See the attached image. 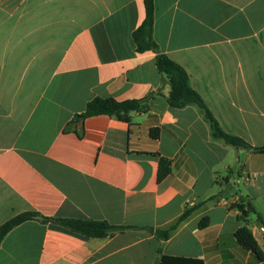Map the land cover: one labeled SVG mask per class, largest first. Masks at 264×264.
Instances as JSON below:
<instances>
[{"label":"crops","instance_id":"1","mask_svg":"<svg viewBox=\"0 0 264 264\" xmlns=\"http://www.w3.org/2000/svg\"><path fill=\"white\" fill-rule=\"evenodd\" d=\"M145 19L144 0H0V227L36 212L130 228L89 238L27 221L0 264H264L235 236L247 226L264 254V154L216 139L198 106H169L158 53L134 39ZM153 40L226 133L264 146V0H155ZM96 98L149 110L70 127ZM238 204L255 212L242 221Z\"/></svg>","mask_w":264,"mask_h":264},{"label":"trees","instance_id":"2","mask_svg":"<svg viewBox=\"0 0 264 264\" xmlns=\"http://www.w3.org/2000/svg\"><path fill=\"white\" fill-rule=\"evenodd\" d=\"M146 6V19L142 26L134 32V39L139 52L153 51L157 54L156 66L161 74L166 76L171 92L168 98V104L173 109H182L190 105H196L204 111L205 118L211 126L213 136L216 139L222 140L226 145L238 149H246L255 154H264V146L255 147L249 144L241 137L226 133L220 126L218 120L213 116L208 109L203 98L191 87L189 75L183 67L174 62L165 54L158 52V46L153 40V27L155 21V0H144ZM148 98L143 100H130L118 102L114 98H96L92 100L84 113L77 115L75 120L70 124V127H79L80 132L84 131V122L86 119L101 115L115 117L121 121L130 123L132 112H147L149 110ZM152 136L157 138L159 130L153 129ZM171 173V162L168 159L160 158L159 162V182L167 178ZM242 215L240 219L245 221L251 212H255L252 205L244 206L242 204L235 205ZM190 211L183 215L180 221L186 219ZM40 220L45 224H53L63 227L75 233L81 234L89 238H106L115 231L130 229L128 227H116L107 222L79 220V219H64L50 218L42 216L36 212H25L17 215L0 227V245L4 238L19 225L31 221ZM208 220H203L200 227H206ZM174 229V227H173ZM157 235L161 239H168L170 231H161ZM238 243L246 250L254 253L260 260H264V254L255 240L252 232L247 226H243L236 232ZM160 264H203L201 261L163 256Z\"/></svg>","mask_w":264,"mask_h":264},{"label":"built area","instance_id":"3","mask_svg":"<svg viewBox=\"0 0 264 264\" xmlns=\"http://www.w3.org/2000/svg\"><path fill=\"white\" fill-rule=\"evenodd\" d=\"M261 234L264 237V227L261 228Z\"/></svg>","mask_w":264,"mask_h":264}]
</instances>
